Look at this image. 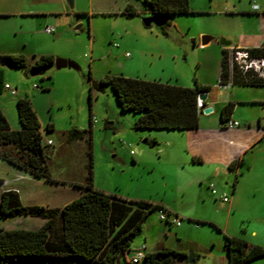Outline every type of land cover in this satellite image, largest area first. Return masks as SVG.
Listing matches in <instances>:
<instances>
[{
	"label": "rangeland",
	"instance_id": "1",
	"mask_svg": "<svg viewBox=\"0 0 264 264\" xmlns=\"http://www.w3.org/2000/svg\"><path fill=\"white\" fill-rule=\"evenodd\" d=\"M124 1L141 11L140 0H73L72 7L61 0L58 8L48 4L49 10H58L49 14L46 23L55 27V31L42 36L24 34L29 45L24 53L29 57L34 52H43L53 58L71 60L79 69L55 70L51 67L40 74L29 75L18 68L0 65L5 72L3 82L11 88L15 86L17 90L16 96L8 90H2L0 111L8 126L17 129L16 97H26L30 101L40 126L42 141L49 139L52 142L46 151L47 170L55 180L84 181L87 168L86 138L66 141L65 136L72 128L87 131L89 118L92 120L93 117L95 121L91 122L90 132L93 188L138 199L147 198L148 195L161 197L163 192L164 199L171 202L174 196L172 185L181 182L188 186L186 192L192 196L198 195L200 199L205 198V183L214 184L217 181L220 188L223 182L228 181V175L220 169V163L213 164L214 182L207 181L209 179L200 180V186L197 187L193 181L206 172L205 166L180 171L181 160L177 156H158L156 147L148 139L150 130L132 128L134 115L119 109L108 85L98 89L91 87L88 98L89 87L91 82H97L104 75L134 77L147 71L149 77L158 76L160 67H164V71L173 69L178 72L187 87L193 86L192 78L211 87L215 80L214 68L218 64L219 48L214 40L201 44V37L234 35L242 30L243 25H254L256 21L251 17L236 18L232 4L244 9L252 3L259 4L260 0H188L191 14L168 18V25L164 28L166 35L161 34L154 25H142L141 18L146 14L126 16L115 11ZM262 1L259 14L264 13ZM46 75H49L50 83L46 80L39 82ZM32 83L47 85L48 89L41 91L32 88ZM230 89L232 95H264V87L234 85ZM208 116L211 119L210 126L217 122L214 112ZM47 124L51 126L50 130H46ZM143 139L146 141L142 142ZM24 185L20 188L23 204L60 206L72 200L74 195L63 183L54 186L40 181L35 182L31 188L27 187L30 184ZM217 200L220 199L214 198L212 203L219 206ZM213 211L201 204L195 208L200 216L213 213L216 221L224 219L219 211ZM18 219L29 221L19 223ZM145 219L143 229L148 239L160 234L159 227L167 231L158 219L157 212L148 214ZM11 223H16L15 228L36 229L42 221L29 216H14L5 221L0 219V227L8 228ZM200 227V232L191 233L190 236L194 239H207L210 235L206 228L210 229V233H218L208 224H201ZM141 237L142 233H138L130 246L138 244V247L142 244L139 243ZM191 250L193 246L189 245L186 253ZM120 264L134 263L129 261L128 256L125 261L121 258Z\"/></svg>",
	"mask_w": 264,
	"mask_h": 264
},
{
	"label": "trees",
	"instance_id": "2",
	"mask_svg": "<svg viewBox=\"0 0 264 264\" xmlns=\"http://www.w3.org/2000/svg\"><path fill=\"white\" fill-rule=\"evenodd\" d=\"M141 11L126 3L119 14L166 15L165 23L159 26L161 34L171 15L191 14L188 0H140ZM250 54L258 53L257 48H249ZM226 51H220L218 79L226 82L228 72L225 63ZM7 57L14 68L28 72L30 67H40L50 63L51 55H40L27 65L21 54L0 55ZM193 87L147 81L121 75H104L91 87L108 85L114 94L118 107L123 112L134 115V130H187L197 126L198 114L196 97L207 94L210 87L199 84L192 78ZM231 85L264 86V79L249 77L247 74H233ZM46 90V88H44ZM205 107V100L201 102ZM16 116L20 128L12 130L0 112V157L17 168L42 178L45 182L64 183L50 177L47 170V145L41 140L39 123L26 98L15 101ZM233 103L227 101L219 110L221 122L231 113ZM88 130L72 128L66 132V141L86 138L87 168L84 181L75 186L84 191L59 208L42 205H24L15 190L0 193V219L12 216H29L43 219L37 229L0 228V264H117L119 257L129 251L131 240L140 231L144 217L154 210H164L158 203L147 200L126 199L92 187V162L90 149L91 119ZM46 130L51 126L47 124ZM87 132V133H86ZM154 144V141H150ZM241 159L235 161L239 165ZM233 166V163L228 167ZM215 227V226H214ZM216 228V227H215ZM219 230L218 228H216ZM223 247L227 264H244L254 258L264 256V248L250 245L244 240L223 235ZM197 255L191 263L186 262V254L161 247L145 252L142 264H196Z\"/></svg>",
	"mask_w": 264,
	"mask_h": 264
},
{
	"label": "crops",
	"instance_id": "3",
	"mask_svg": "<svg viewBox=\"0 0 264 264\" xmlns=\"http://www.w3.org/2000/svg\"><path fill=\"white\" fill-rule=\"evenodd\" d=\"M60 2L61 0H0V55L21 54L24 56L27 65H30L34 58L44 55L43 52H34L29 57L26 56L27 54L24 51L29 45L24 34L29 36L53 34L55 27L48 26L46 23L48 22L49 14L58 10H49L47 6L51 3V5L58 8ZM125 4V1L121 2L115 11L119 12ZM262 5V0L259 1V4L252 3L250 7L244 9L237 8L235 4H232V7H235L234 16L236 18L251 17L256 23L254 25H243L241 27L242 30H239L234 35L216 34L213 37L207 36L209 41L214 40L219 48L218 64L214 68L215 80L205 98V107H211V111L207 114L201 112L198 114L197 126L194 129L150 130V137L148 136L150 141H154L153 145L156 147L155 151L159 154L158 156L166 154L171 157L177 156L181 160L180 171L184 168L195 166H205L207 168L205 173L193 181L197 187L200 186V180L209 179L207 181L212 180L214 182L215 165L213 164L220 163V169L228 175V181L223 182V186L220 185V188H218L217 181L213 185L217 192L227 195V201L217 200L219 206L214 205L212 202L217 197L209 193L208 182L205 183L207 196L201 199L198 195L192 196L186 192L188 186L181 184V182L172 185L171 189L174 196L171 202H167L164 199L163 192V195L157 198L151 197V195L141 199L119 196L126 199L147 200L152 203H158L168 210L171 215L179 219V224L176 226L163 222L167 231L159 227L160 236L157 235L148 239L145 236L146 231L143 229V223L148 214L157 212V210L149 212L140 224V231L137 232V234L142 233V241L139 243L144 244V252L166 247L186 254L187 247L191 245L193 246V250H191L193 255H197L196 264H227L223 247V235L234 236L250 245L264 248V95H232L230 87L233 85H229L225 89H220L216 86L220 70V51L222 49L226 50L230 47L257 48L264 43V13H258L259 7ZM146 15L148 16L149 14ZM172 16L175 15H171L168 18ZM45 27H49L51 31L45 33L43 31ZM22 71L27 72L25 70ZM159 72L158 76L149 77L148 72L144 71L141 76H134V78L187 87L185 82H183L184 80L180 78V74L173 69L164 71V67H160ZM3 79H5V72L0 68V93L2 90H6L3 85L7 83L3 82ZM41 80H46L50 83L49 75L40 78L39 82ZM198 83L206 85L205 82ZM31 87L39 88L41 91L44 88L48 89L47 85H41L40 83H32ZM13 89L15 90L14 96H16L17 90L15 86ZM16 99L18 98L16 97ZM227 101L233 103L232 111L227 119L238 123L237 126L231 128L224 127L219 119V110ZM212 112H214V119H217V122L210 126L209 121L211 119H209L208 115ZM9 128L11 129V127ZM19 128L18 123L17 129ZM39 131L41 133L40 126ZM145 141L146 139L142 140V142ZM237 159H241L239 165L234 164ZM232 163L233 166L228 167ZM40 181L54 186L58 184L45 182L42 178H36L0 157V193L4 190H15L19 201L23 204V198L20 194L21 185L30 184L27 187L31 188L35 182L38 183ZM59 181H64L63 185L65 188L74 193L73 198H76L84 191L82 187L75 186V184H81L80 182L72 180H68V182H65V180ZM66 202L60 206L46 205L44 207L59 208ZM199 204L207 207L213 213V210L219 211L224 219L216 221L213 218V213L198 215L195 212V208ZM7 218L10 217L1 219L5 221ZM18 220L19 223H22L26 219ZM28 221L26 220L25 222ZM41 221L43 223L44 220L41 219ZM11 224L8 228H0L16 229V223ZM201 224H208L218 233L216 235L210 233L208 231L210 229L206 228L205 230L210 235L209 238H205V241L198 238L194 239L190 234L200 232L202 230ZM137 245L134 247L129 245L130 250L124 253V257H119L117 264H120L121 258L125 261L126 257H130L131 251ZM139 263L142 264V262ZM244 264H264V256L254 258Z\"/></svg>",
	"mask_w": 264,
	"mask_h": 264
},
{
	"label": "built area",
	"instance_id": "4",
	"mask_svg": "<svg viewBox=\"0 0 264 264\" xmlns=\"http://www.w3.org/2000/svg\"><path fill=\"white\" fill-rule=\"evenodd\" d=\"M45 33H49L51 29L49 27H45L43 29ZM249 48L245 47H230L226 49L225 53V63L228 72V77L226 82H220L219 79L217 80L216 86L220 89H225L229 85H231L232 75H244L247 74L249 77H255L264 79V43L260 44L257 54H250ZM4 89L8 90L11 95H15V90L9 85L4 84ZM196 108L200 111L202 110L201 101L196 97ZM95 119L92 117L91 122H94ZM222 125L227 128L235 127L238 125L236 121L226 119L222 122ZM43 143L47 146L51 144L50 140L43 141ZM131 154V152H130ZM207 188L211 195L219 198L221 201H227V195L225 193L217 192L216 188L212 183H208ZM158 219L166 224L170 225H178L179 219L171 213H166L164 210H158ZM144 244H140L138 247L134 248L131 251L129 261L131 263H139L142 261L144 255Z\"/></svg>",
	"mask_w": 264,
	"mask_h": 264
},
{
	"label": "water",
	"instance_id": "5",
	"mask_svg": "<svg viewBox=\"0 0 264 264\" xmlns=\"http://www.w3.org/2000/svg\"><path fill=\"white\" fill-rule=\"evenodd\" d=\"M72 1L73 0H64L66 5L68 7H72ZM167 17L166 15H148L141 18L142 25L144 27H149L150 25H154L156 27H159L163 25L166 21ZM78 26L74 27L75 29ZM209 40V37L202 36L201 37V44L207 43ZM0 65L14 68L13 63L7 58L3 57L0 59ZM54 68L55 70L62 69V68H72L74 70H78L79 67L71 60L61 59V58H53L52 61L46 65L40 66V67H30L28 68L29 75H36L44 72L48 68ZM206 98V94L201 93L197 95V99H199L201 102L204 101ZM211 111V107H203L201 110V113L207 114ZM193 261V253L188 251L186 253V262L191 263Z\"/></svg>",
	"mask_w": 264,
	"mask_h": 264
}]
</instances>
